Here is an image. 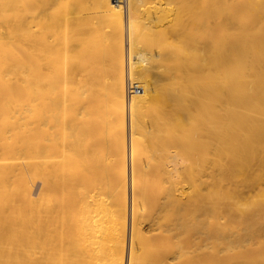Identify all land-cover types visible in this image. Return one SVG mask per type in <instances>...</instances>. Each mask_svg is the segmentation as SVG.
I'll return each mask as SVG.
<instances>
[{
    "label": "bare ground",
    "instance_id": "bare-ground-1",
    "mask_svg": "<svg viewBox=\"0 0 264 264\" xmlns=\"http://www.w3.org/2000/svg\"><path fill=\"white\" fill-rule=\"evenodd\" d=\"M232 147L261 162L264 0H0V264H198Z\"/></svg>",
    "mask_w": 264,
    "mask_h": 264
},
{
    "label": "rangeland",
    "instance_id": "rangeland-1",
    "mask_svg": "<svg viewBox=\"0 0 264 264\" xmlns=\"http://www.w3.org/2000/svg\"><path fill=\"white\" fill-rule=\"evenodd\" d=\"M236 149H228L234 152L232 161L220 164L209 162L206 166H200L196 174L195 184L198 187L209 179L211 207L209 254L207 259L199 257L198 264H226L232 255L233 258L239 257L240 249L244 250L254 242L264 254V177L261 175L262 178L258 179V176L250 187L245 180L249 171L261 169L264 172V152L260 150L261 162H245L239 155L240 149ZM205 170H208V178L203 176ZM245 201H248L249 207L244 206ZM255 203L256 207H252ZM249 208H255L252 214L248 212ZM203 231L204 224L199 222L193 230L198 242ZM168 241V238H164V242ZM182 241H185L184 238Z\"/></svg>",
    "mask_w": 264,
    "mask_h": 264
},
{
    "label": "built area",
    "instance_id": "built-area-1",
    "mask_svg": "<svg viewBox=\"0 0 264 264\" xmlns=\"http://www.w3.org/2000/svg\"><path fill=\"white\" fill-rule=\"evenodd\" d=\"M131 89H137V90H140L139 87H131Z\"/></svg>",
    "mask_w": 264,
    "mask_h": 264
}]
</instances>
